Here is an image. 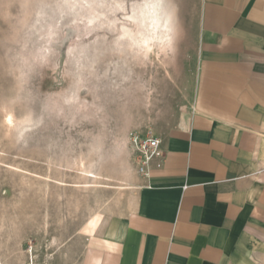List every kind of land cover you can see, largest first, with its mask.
Listing matches in <instances>:
<instances>
[{
	"label": "rangeland",
	"instance_id": "1",
	"mask_svg": "<svg viewBox=\"0 0 264 264\" xmlns=\"http://www.w3.org/2000/svg\"><path fill=\"white\" fill-rule=\"evenodd\" d=\"M201 1L168 0L164 41L130 51L126 16L145 0H0L2 264H83L90 220L128 213L132 137L188 121Z\"/></svg>",
	"mask_w": 264,
	"mask_h": 264
},
{
	"label": "crops",
	"instance_id": "2",
	"mask_svg": "<svg viewBox=\"0 0 264 264\" xmlns=\"http://www.w3.org/2000/svg\"><path fill=\"white\" fill-rule=\"evenodd\" d=\"M188 121L139 172L125 215L99 216L83 264H244L264 247V0H202Z\"/></svg>",
	"mask_w": 264,
	"mask_h": 264
},
{
	"label": "bare ground",
	"instance_id": "3",
	"mask_svg": "<svg viewBox=\"0 0 264 264\" xmlns=\"http://www.w3.org/2000/svg\"><path fill=\"white\" fill-rule=\"evenodd\" d=\"M130 19H133L134 21L137 22V25L140 28V30L138 31V33L134 34L133 31L128 29L125 30L126 32L123 33L122 35L124 38H128L126 41L127 48H129L128 50L136 51L137 49H141L143 45L149 44L150 42H154V41L163 42L164 37L161 34H157V30L167 27L171 28L173 15L171 8L168 5V0H145L144 4L140 5L138 10L133 11V15L126 16L127 21H130ZM80 165H82V163ZM84 168L85 167H82V169ZM82 176H84L85 178L98 179L97 176L91 175V172L88 171H84V174ZM105 206H107V204ZM99 216L100 215L97 216L95 215V217H93L90 220L89 224H95ZM0 264H2L1 259H0Z\"/></svg>",
	"mask_w": 264,
	"mask_h": 264
},
{
	"label": "built area",
	"instance_id": "4",
	"mask_svg": "<svg viewBox=\"0 0 264 264\" xmlns=\"http://www.w3.org/2000/svg\"><path fill=\"white\" fill-rule=\"evenodd\" d=\"M131 141L139 156L137 162L142 175L147 176L155 162L158 168L162 166L164 154L161 151V140L152 131L145 136H133Z\"/></svg>",
	"mask_w": 264,
	"mask_h": 264
}]
</instances>
